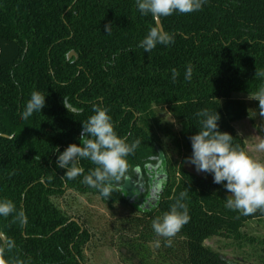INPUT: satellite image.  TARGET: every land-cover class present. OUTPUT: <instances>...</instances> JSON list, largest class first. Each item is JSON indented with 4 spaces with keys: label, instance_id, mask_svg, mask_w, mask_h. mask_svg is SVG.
Masks as SVG:
<instances>
[{
    "label": "trees",
    "instance_id": "16d2710c",
    "mask_svg": "<svg viewBox=\"0 0 264 264\" xmlns=\"http://www.w3.org/2000/svg\"><path fill=\"white\" fill-rule=\"evenodd\" d=\"M160 20L173 43L148 53L138 45L157 23L138 10L136 0H0V133L7 135L0 136V201H13L26 217L24 223L14 221L15 213L0 217L6 236L5 242L0 236V246L10 264H85L90 231L52 199L69 190L99 195L109 207L131 206L134 213L124 219L133 233L122 241L125 263L241 264L205 241L220 233L240 235L261 212L245 216L228 209L226 182L203 187L197 176L169 161L166 171L162 163L154 174L147 164L163 156L164 137L179 152H192L190 137L202 127V109L216 110L219 131L232 137L231 125L250 117L247 101L235 95L249 96L264 85V78L255 77L264 70V0H206L201 10ZM71 51L77 58L68 59ZM173 68L179 72L175 82ZM33 91L46 95L45 106L24 120L20 114ZM93 105L108 109L119 137L129 144L141 141L126 157L124 182L109 198L83 183L96 167L89 160H80L84 173L72 180L63 179L67 169L57 166L70 144L80 146ZM255 106L259 113L258 100ZM157 108L180 124L178 133ZM135 169L153 180L156 196L149 183L140 195L132 184L123 186ZM185 189L190 218L167 247L152 222Z\"/></svg>",
    "mask_w": 264,
    "mask_h": 264
},
{
    "label": "clouds",
    "instance_id": "9594fccd",
    "mask_svg": "<svg viewBox=\"0 0 264 264\" xmlns=\"http://www.w3.org/2000/svg\"><path fill=\"white\" fill-rule=\"evenodd\" d=\"M206 0H136L138 10L143 15H151L154 20L160 17L171 16L174 12L188 14L201 10ZM111 25L106 26L109 32ZM173 43L170 33L163 31L159 25L149 29L147 35L139 43L144 52L151 53L157 44L168 45ZM173 82L179 72L173 68ZM193 68L187 66L185 79L191 80ZM255 77L264 78V70H256ZM46 95L40 91H33L28 100L21 118L27 120L34 112H40L45 106ZM249 99L259 101V115L264 117V85L254 94H249ZM94 114L82 123V132L79 137L81 144H70L58 156L57 166L67 169L63 179L72 180L84 173L80 160L87 159L96 167L84 176L83 183L100 191L105 198L111 197L118 188L119 182L127 171L126 157L134 153L141 141L136 139L127 142V137H119L114 129L112 118L108 109L93 105ZM198 116L202 127L199 132L190 137L192 155L188 162L195 165L197 172L212 173L214 183H224L230 193L226 200V207L239 211L247 216L260 211L264 213V161L254 159L237 144L233 146V137L227 132L219 131V114L207 108L200 110ZM258 150L264 151V139L258 145ZM56 151H59L57 148ZM37 157V156H36ZM35 157V158H36ZM40 160V157H39ZM188 190L179 194L170 211L162 217H157L152 222V228L157 236L165 238V246H172V238L177 235L182 227L189 221L187 205L183 200L187 197ZM14 216V221L24 223L26 217L21 209L17 211L16 205L11 200L0 201V217ZM159 245V241H157ZM12 247L8 245V250ZM6 248L0 246V264H10L5 259ZM11 264H22L16 260Z\"/></svg>",
    "mask_w": 264,
    "mask_h": 264
},
{
    "label": "rangeland",
    "instance_id": "374dc122",
    "mask_svg": "<svg viewBox=\"0 0 264 264\" xmlns=\"http://www.w3.org/2000/svg\"><path fill=\"white\" fill-rule=\"evenodd\" d=\"M235 96L247 101L251 115L231 125L233 146L238 144L254 159L264 161V151L257 148L258 143L264 139V118L257 111L255 99H249V96L244 94ZM157 112L160 118L173 125L176 133L180 131V124L167 109L157 108ZM162 149L163 156L157 155L156 161H152L153 164L162 159L166 171L169 161L177 170L183 169L197 176L199 186L209 187L215 184L212 173L197 172L195 165L188 162L187 158L191 157L192 152H179L165 137L162 139ZM176 177L175 174L174 180ZM132 178L136 180L134 173L130 176V179ZM120 182L123 183L124 180ZM147 184V179L143 178L141 185L145 187ZM52 199L66 215L79 218L90 231V239L84 247L85 264H132L125 263L124 257L121 256V253L127 250L122 241L133 235L124 223V219L134 213L131 206L116 203L109 207L99 195L81 194L72 190ZM205 244L228 260L241 264H264V213L250 217L240 235L216 234L208 238Z\"/></svg>",
    "mask_w": 264,
    "mask_h": 264
},
{
    "label": "flooded vegetation",
    "instance_id": "af4514ba",
    "mask_svg": "<svg viewBox=\"0 0 264 264\" xmlns=\"http://www.w3.org/2000/svg\"><path fill=\"white\" fill-rule=\"evenodd\" d=\"M153 161H156L155 160V157L153 158ZM162 162H163V160L162 159H159L156 162V164H153V162H151L150 164H147L149 170L151 171V174H154L155 173V169L158 166H162ZM134 174L136 175V180L134 178H132V179L129 178V180L125 181V183H124L123 186H126L129 183L132 184V187H133L132 188L133 189L132 191H134V194L140 195V194H142L143 192L146 191V188L143 185H141L143 178H145V179H147V182L150 185V187H148V189L150 190V193L152 195H155L156 196V193H155L156 190L154 189L153 184H152V181L153 180L152 179L151 180H148V178L145 177L143 175V173H141V171L139 169H135V173Z\"/></svg>",
    "mask_w": 264,
    "mask_h": 264
},
{
    "label": "water",
    "instance_id": "95a60500",
    "mask_svg": "<svg viewBox=\"0 0 264 264\" xmlns=\"http://www.w3.org/2000/svg\"><path fill=\"white\" fill-rule=\"evenodd\" d=\"M156 23H157V25H159V27L164 31V29H163V25H162V22H161L160 18H159V20H156ZM73 56H75V57L77 58V54H76L75 51H71V52H69L67 57H68V59H71ZM67 105H68V107L71 108L73 111H77V109L72 108L69 104H67ZM0 136H5V137H7V135L2 134V133H0ZM0 236H1L2 240L5 242V241H6V236H5V234L0 233Z\"/></svg>",
    "mask_w": 264,
    "mask_h": 264
}]
</instances>
